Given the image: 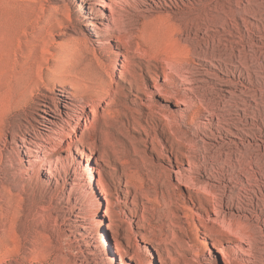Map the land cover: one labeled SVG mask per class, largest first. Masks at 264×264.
Segmentation results:
<instances>
[{
	"label": "rangeland",
	"instance_id": "obj_1",
	"mask_svg": "<svg viewBox=\"0 0 264 264\" xmlns=\"http://www.w3.org/2000/svg\"><path fill=\"white\" fill-rule=\"evenodd\" d=\"M191 1L0 0V86L16 65L33 75L59 65L97 89L74 132L43 88L47 114L33 111L27 133L15 129L23 109L0 100V264H264V209L236 211L245 187L264 207L262 184L248 186L237 170L251 151L261 157L250 167L264 166V143L253 141L264 135V0L232 5V37L215 26L200 39L192 28L209 0ZM170 36L190 53L184 83H163L155 58L156 41ZM218 39L235 43V59L203 55ZM155 84L187 103L159 96ZM212 201L223 204L216 214Z\"/></svg>",
	"mask_w": 264,
	"mask_h": 264
},
{
	"label": "bare ground",
	"instance_id": "obj_2",
	"mask_svg": "<svg viewBox=\"0 0 264 264\" xmlns=\"http://www.w3.org/2000/svg\"><path fill=\"white\" fill-rule=\"evenodd\" d=\"M152 1H154L158 5L162 4L160 0H152ZM169 1L171 5L174 7L178 5L177 4L178 1H181V3H183L182 0H177V2L176 0H169ZM186 1L187 4L190 6L195 5L194 1L191 0H186ZM233 4H241V5L245 4V6H249L252 4V0H209V2L202 5V7L198 9V14L196 15L197 22L192 28L193 31H196L195 34L198 37V39H200L199 35L202 34V31H207L210 27H215V26H220L224 31V35H228L232 37V34L230 32H227V30L230 25L234 26L231 23H234L236 20V17H234L236 15V12L232 9ZM155 21L157 20H154L152 23H154ZM159 21H161L164 24L165 23L170 24V20L162 19ZM152 25H153V29H152L151 39H153L154 37L158 38V35L156 33V29H158V27L155 24ZM191 32L192 31H189L187 32V34L186 32H184V35L187 38H189ZM169 38H170L169 43L158 41L159 40L158 39L156 41V44L154 45V47H156L155 58L156 60L161 61L163 63L162 81L163 83L164 82L169 83L174 76H177L184 83L186 79L182 77V71H183L182 68L184 67L182 65L185 63V58H187L190 53L188 47L184 45H180V40L175 39L172 36H170ZM213 40H215V37L213 38ZM182 41L183 40H181V42ZM247 41L250 42V38H247ZM215 43H217V45L213 47L211 51L202 52L203 55L216 56L220 58H226L228 60H233L236 58V56L234 55V52L236 51V47H234L235 45L234 42L230 41L229 39H218L215 41ZM182 57L185 58L182 59ZM127 66L125 65V63H122V65L120 66L121 70H119L121 74H123L122 72L127 71L128 69ZM186 68L187 70H189L190 66L187 65ZM148 70L150 72L154 71L152 72V74L158 76V73L155 72L157 68L151 69L148 67ZM77 79L78 78H76V76L71 74L69 66L57 65L55 70L48 69L46 72L41 71L40 73L33 75L31 71H27V69L23 66V64H19L13 68L11 67L10 70L5 73L3 80L1 82L2 86H0V100L4 101L6 105H13L16 109L17 108L21 110L23 109L22 115H24L23 119L25 118L24 120L27 122V125L21 123L22 122L21 120L23 119L21 120L19 119V123H17L15 129L19 130L20 132L27 133V130H29L31 127L30 119L32 118L33 111H40L47 114L46 109H48V107L45 104L47 103L46 102L47 98L46 95L41 91V88H43L48 92L57 96V98H59L60 100L61 106L67 109L66 112L62 113L63 116L61 115V117L58 120L63 123L64 122L67 123L70 126L69 128H71V130L74 132V130L80 128V121L83 119V116L86 112L87 99L85 98V96L90 94V92L92 91L97 92L96 88L92 87L91 90V87L79 83ZM84 80L85 79L82 77V81ZM58 87L61 88L62 90L60 89L58 90ZM154 88L159 94V96L167 100L169 99L176 100L178 104L180 103L181 105H185L187 103L186 98L188 97L186 96L184 97V99L179 98L178 91L171 93L166 88L158 84H155ZM60 91L65 94V96L63 95V98L62 95L59 94ZM105 94L106 96H110L109 89L108 90L106 89ZM91 95L96 99L99 98L96 94H91ZM95 101L96 100L92 101V106H91V115L93 119L96 118V116L98 115V104L95 103ZM42 108H45V110H42ZM64 117L69 121H66ZM88 119H89L88 116L84 119L85 124L81 129L82 135L84 134L85 131H87L90 128L91 122ZM72 123L75 126H72L73 125ZM261 133L262 132H260L259 130L258 134L260 135L256 136L254 134L255 137H253L254 138L253 141H259V144L257 145L258 149L261 148V145L264 143V141L259 139V138L262 139V137H264V135H262ZM74 138L75 139L73 140L72 137L70 138L71 143L72 141L79 142L82 139V138L79 139L76 136ZM62 143H64V140L60 139V141L56 145L60 147ZM240 155H241L240 158L241 162L239 161L240 164L237 170H240L241 168L242 170L241 172H243L246 178V182H247L246 184L248 186H253L252 182L258 181V183L259 184L261 183L262 184L261 186L264 188V166L262 165L261 167L259 165L260 166L259 168L257 166L256 168L258 171H254L255 168L253 169L251 168L254 167V162L255 164H260L261 155L259 153L255 154L253 151H251V153L250 152L240 153ZM187 162L189 166L192 165V161L190 159ZM249 169L250 172H248ZM48 173L50 172L48 171ZM225 181L226 180H224V182ZM222 186L224 187V185ZM243 191L246 192L247 196L244 198V201L238 203L239 206L236 207V209H238L236 211L239 213L250 212L251 214L252 213L255 214L259 212L261 213L264 207L260 203L263 200L258 199L257 202H254L253 200H251L248 194V192H252V191L246 187L243 188ZM260 197L263 198L264 196L261 195ZM212 203H213L212 210H214V212L213 211L212 212L216 214L215 212L217 207L220 208L223 206V204L220 201H216V202L212 201ZM228 203H231V205L229 204L227 205L228 210L229 211L234 210V205H235L234 202H228ZM90 204L92 206L91 207L92 213L96 217L97 210L96 207L94 206L93 200H91ZM96 224L100 225L101 224L100 220H96ZM102 241H103V245L107 246V242L105 241L104 238H102ZM217 252L224 257L228 256V251L224 248L218 249Z\"/></svg>",
	"mask_w": 264,
	"mask_h": 264
}]
</instances>
